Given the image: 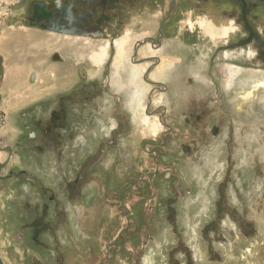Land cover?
Returning a JSON list of instances; mask_svg holds the SVG:
<instances>
[{
    "label": "rangeland",
    "instance_id": "1",
    "mask_svg": "<svg viewBox=\"0 0 264 264\" xmlns=\"http://www.w3.org/2000/svg\"><path fill=\"white\" fill-rule=\"evenodd\" d=\"M24 1L0 0V59L4 74L3 81L0 80V123L4 120V125H0V259L3 264H264V256L256 253L255 258L253 253L257 250L256 244H263L261 249L264 248V118L260 125L256 119L259 115L256 99L252 108H245L248 113L234 115L226 102L230 93L222 91L221 83L224 70L219 55L224 50L239 49L236 45L246 37L244 29L231 34L226 42L214 43L196 26L193 31L188 28L189 20L196 23L208 17L201 14L200 6L206 0H177L172 16L166 19L159 33L168 0L122 1L121 23L116 32L121 33L125 28L136 32L134 39L140 42L130 59L144 67L140 75L143 84L149 87L141 104L145 105L146 115L159 116L164 128V132L154 137L156 157L152 159L149 146L152 133L141 126L139 114L133 115L125 108L127 71L120 73L122 88L117 93L107 81L108 66L99 74L88 64L86 56L91 46L76 44L74 48L62 43L60 33L29 26ZM227 17L239 21L235 11ZM115 21L110 13L107 20H99V27L111 29ZM254 22L256 26L251 25L262 37L259 22ZM143 38L152 46L155 45L150 40L156 41L160 51L154 56L158 58H146ZM56 52L60 61L51 60ZM263 57L264 46L262 58L253 59L250 66L260 67L255 69L261 75L264 74ZM197 58H204L198 80L207 81L209 86L195 83L193 75L187 72L192 67L195 72L199 70L193 64ZM153 60L157 62L155 65H151ZM149 69L152 70L145 78ZM88 73L95 77L90 78ZM181 80L189 87V96L179 107L180 112L173 115L178 108L171 92L175 85L181 86ZM83 85L92 95L85 104H79L83 111L68 112L70 123L60 135L47 137L42 132L43 136L38 124L45 130L46 114L56 107L58 97ZM108 92L114 95V113L118 109L123 111L115 116L120 120L115 125L119 128L115 131L112 128L110 135L93 136L96 146L92 151L79 150L77 147L82 144L73 143L78 134L85 135L82 132L85 127L88 133L91 130L97 133L94 112L91 113L98 106L96 101L101 104ZM152 110L156 113H150ZM251 110L254 114L249 115ZM252 124L254 128L259 125L256 132L261 133L256 146L244 140ZM170 126L174 134H169ZM190 127L192 130H188ZM214 127L217 130L212 136ZM28 128L37 132L36 142L42 151L25 139ZM214 138L224 141L230 155L225 157L221 181L214 185L215 198L201 207L198 181L184 170L190 162L202 165V154ZM188 145H193V149L183 152L182 148ZM255 147L257 152L253 150ZM238 150H245L249 157L243 165L236 163L234 155ZM78 153H83L79 159ZM101 175L105 184L98 180ZM75 177H79L76 185ZM255 178L262 183V194L260 189V193H255ZM208 179L216 180V176ZM229 187L234 195L231 199ZM49 192L56 199L57 217L52 211L44 210L45 205L51 208ZM204 212L209 213L208 217ZM198 215H203L205 220L198 223L196 235L190 234L188 224H194ZM14 217L16 224L9 227L7 219L12 221ZM49 236L51 243L48 244L45 240ZM246 248L251 249V256L243 254Z\"/></svg>",
    "mask_w": 264,
    "mask_h": 264
},
{
    "label": "bare ground",
    "instance_id": "2",
    "mask_svg": "<svg viewBox=\"0 0 264 264\" xmlns=\"http://www.w3.org/2000/svg\"><path fill=\"white\" fill-rule=\"evenodd\" d=\"M29 1H31V0H29ZM170 1L171 0H168V2H167L166 14L168 13V7H169ZM176 1L177 0L174 1V4L176 3ZM174 4L172 7V11L169 14V17L167 18L168 20L173 14ZM200 6H201V14H204V16L208 15V17L207 18L202 17L201 20H199L196 23H193L189 20L188 21V26H189L188 28L190 31H193L191 29H193L194 26H196L198 29H200L203 32L204 37L210 39L212 42L215 43L218 40L226 42V40L229 38V36H231V34L235 33L238 30L244 29L243 26H241L235 20V18L227 17L234 11L239 13L238 7L233 5V4L228 3V0H206V1L202 2V4ZM27 11L29 14V10H27ZM132 14H134V13H132ZM165 16H167V15H165ZM251 18H253L255 21L259 22L261 32L263 33V36H264V18H262L261 14H259L257 17H253V16L249 15V11H248L246 14V21L249 22ZM163 22H165V21L163 20ZM163 24H160V28H159L160 30H161V27L163 26ZM244 31H245V34L247 36V31L246 30H244ZM51 33H54V32H51ZM135 33L136 32H134L130 28H125L121 33L117 34L114 37H111L110 34L108 32H106V33H104V36H95V37L73 36L74 34H62L61 33L62 35H60V38L62 39V43L65 45H71L73 47L76 44L77 45L80 44L83 47H85L87 45L91 46V51L87 50V52L89 53L86 56V59L88 60V64L90 65V67L93 70H95V72H98L99 74H100V72H103V70L106 66H108V71H109L108 72V82H109V84H111L112 90H115L117 93L120 92L121 88H122V85L120 88V83L122 80L121 79L122 71L123 70L127 71L126 76L128 79L127 80V87L128 88H127V99L125 102L126 103L125 107H127L128 111L131 114H133V115L139 114L140 119L142 121L141 126H142V124H143V126H146V128L148 130H150L152 135L157 137L162 132H164V128L162 127L163 124L160 121V119H158L159 117L157 115L153 116V117H149L148 115H146V113L144 112L145 105L141 104V101L143 99V94L149 88L147 85L143 84L142 79H141V75H140L144 71V67L136 65L134 63V61L132 59H130V55H131L132 51H134L136 44L140 42V40L134 39L136 36ZM258 34H259V32H258ZM259 36H260V34H259ZM147 38H151V37H147ZM260 38H261V36H260ZM106 39H109V40H106ZM144 39L145 38H143V45L146 44V47L144 49H147L146 52L148 53V56L146 58H154V57L158 58L154 55H156L160 51V48L158 46H152L151 43L146 42ZM246 46H247V48H245V49L241 48V47H246ZM237 48H239V49L228 50V51L224 50L219 55L220 62H222V68L224 70V72H223L224 78L221 81L222 91L226 92V93L227 92L230 93L226 102L228 104L229 109L234 113V115H239L240 113H242L245 110V108H251V105H252V102L254 101V99H256V101L260 102L258 100L260 98V96L262 97L261 99H263V100H261L262 101L261 103L264 104V76H263L264 74L261 75L259 73L261 71L255 69V68H260V67H258V66L250 67L253 64V62H252L253 59L257 58L258 56H262L263 50H259L256 47V45H254V42L248 43L246 45H242V46L237 47ZM113 53H114V55H113ZM57 54H58L57 52L54 53V56H59V54L58 55ZM237 57H239V59ZM55 58H59V59H56L57 61L61 60L60 56L55 57ZM241 58L246 60V62L244 63ZM159 61L161 63L162 59L161 60L159 59ZM163 61H165V60H163ZM202 62H204V58L202 60H200V58H197V60L195 62H193V64L194 65L197 64L198 65L197 67H199V70L197 72H195V68L192 67V68H189L187 70V72L190 75H193V79H194L195 83L199 82L201 84L203 83L204 85H208L207 81H204V80L199 81L200 79L198 80V78H201L198 75V72H200V70H201L200 69L201 68L200 63H202ZM160 63H159V65H160ZM242 64H244V65L247 64V66H244ZM261 68H263V67H261ZM161 69H162V73H163L164 70H163L162 66H161ZM162 73H161V75H162ZM88 75L90 76V78L95 77V76H91L89 73H88ZM34 77L35 76H31V78H34ZM162 77H163V75H162ZM175 77H177V76H175ZM117 81H120V82H117ZM180 83H181V86L175 85V87H173L172 92H171L174 99H176V101H175L176 106L181 104V101L184 100V96L187 94V91H189L188 90L189 87L184 85L182 80ZM172 86H174L173 83H172ZM210 91H211V89H210ZM197 92L203 93L202 90H198ZM168 98H169V96H168ZM171 101H172V99H171ZM99 105L102 108L110 107V102L108 101L107 96L104 98L102 104H99ZM140 108H141L142 112H140ZM178 110H180V109H178ZM109 111H110V109L107 112H109ZM95 117H97V116H95ZM99 118L102 119L103 122L109 126V123H108L109 116H106V117L102 116ZM244 118H246V117H244ZM102 120H99V122H98V124L100 125L99 129L104 130L105 125L102 124ZM2 124L4 125V122ZM112 125H113V123L111 122V126ZM256 129L257 128L256 127L254 128V125L251 126L248 133L245 134L244 140H247V142H249V141L256 142V140H257V142H259L258 137L260 136V133L259 132L257 133ZM224 130H226V129H224ZM91 132H93V131L91 130ZM78 135L76 138L77 143L79 142L80 139H83L82 138L83 136H81L80 134H78ZM202 149H203V147H202ZM236 153L237 154L234 156L236 157V160H237L236 163L237 164L241 163L243 165L246 163V160L249 159L248 155H246L245 152H243L241 150H238ZM202 155H203V162H202L201 166H197L196 164H192L190 162L188 165V168L185 169L184 172L185 171H186V173L191 172L190 176L196 177L198 184H199V187H200V191H199L200 194L198 193L199 203H200L201 207L202 206L204 207V205L208 204L209 200L211 202L212 199L215 198L214 196H215L216 188L214 185L217 183V181H219L221 179L222 174L224 173V167H225L224 162H225V157H226V151L224 150L223 141L222 140H216L215 138L212 139V141H210L209 147L206 148V151ZM261 156H262V154H261ZM199 157H200V155H199ZM262 158L264 160V156H262ZM215 176H216V180L213 179L214 181L213 180L209 181V179H208L209 177L215 178ZM254 180H255V184H254L255 185L254 186L255 193H260L262 191V183L257 178H255ZM229 188H231V187H229ZM259 189H260V192L258 191ZM203 193H204V195H203ZM210 194H212L211 197H210ZM228 194H229V199H231V197H234L232 188L230 190V193L228 192ZM247 197L250 198V192L247 194ZM190 201H193V199ZM11 207H13V206H11ZM4 209H6V207H4ZM202 210H203V208H202ZM205 211H206V209H205ZM3 215H5V214H3ZM204 215L206 217H208L209 213L204 212ZM198 216L199 217L197 220L194 221V224H192V225L188 224V226L190 227V234L194 233L196 235L197 234L196 229L198 227V223L205 220L203 218V215L202 216L198 215ZM188 220H189V218H188ZM7 222H8L9 227H14L16 220L14 222V221H11V219L10 220L7 219ZM165 237H167V234ZM19 251H21V250H19ZM245 253L247 255H250V256L252 255V251L250 248H246V250L244 251L243 254H245Z\"/></svg>",
    "mask_w": 264,
    "mask_h": 264
},
{
    "label": "flooded vegetation",
    "instance_id": "3",
    "mask_svg": "<svg viewBox=\"0 0 264 264\" xmlns=\"http://www.w3.org/2000/svg\"><path fill=\"white\" fill-rule=\"evenodd\" d=\"M122 1L123 0H50L51 3H49L48 1L46 2V0H31L30 2L25 0L24 2H26V6L28 7V10H29V15H28L29 17L27 18V23L29 24V26L35 27V28H37L41 31H44V32H54V33H58V34L59 33L60 34L61 33L62 34L70 33V34H74L73 36L95 37V36H104L102 33L103 32L105 33L107 31L112 33L113 36L119 34L116 31L119 28L120 23H121L120 22V14L122 13V9H123V7L121 5ZM258 2H263V0H228V3L233 4V5L238 7V10H239V13H238V20L239 21L238 22H240V24L243 26L244 30L247 31L246 38L242 39V42H239V43L246 44V42H247V44H248V43L254 42V45H256V47L259 50H263L264 36H262L260 38L258 32L255 31L254 26L251 25L252 23L253 24L255 23L254 22L255 20H253L252 22L246 21V14L248 11H249V15H251L253 17H257L259 15L255 11L257 8ZM40 5H44V9L46 10V12L50 13V17L48 18L49 20H47V18L39 12L38 7H40ZM74 9L76 11H74ZM110 13L112 15H114V18L116 20L114 22V25L112 26L111 29H107V30L102 29L101 30L99 27V20L100 21L107 20V16ZM94 16L96 17L95 19L93 18ZM34 17H38L39 19H34ZM106 23H108V22H106ZM256 24L257 23H255V26H256ZM104 26L110 27V24H108V25L104 24ZM114 29H116V30H114ZM253 33L255 35H253ZM150 41H152V43L154 42V45L156 46V41H154V39H152ZM55 57H59V56H53V58L51 60L59 59V58H55ZM261 58H262V56H261ZM263 59H264V57H263ZM254 62H255V60H254ZM151 63H152L151 65H155L157 62H156V60H153V61H151ZM152 69H149L147 71L146 75H144L145 78H146L147 74L149 73V71H151ZM1 77H4V74L2 75L1 59H0V80L2 79ZM107 81H108V78H107ZM1 84H2V82H1ZM218 84H219V80H218ZM88 89L89 88H86V85H83L78 90L73 89L70 92L66 93L65 95L59 96L57 99L56 107L49 110L48 113L46 114L47 119L44 120V124H46L45 130L41 127V124H38V131L41 132V134L43 136H44V134L42 132H44L45 136H47V137H51V135H58V133L60 135L61 132H64L67 129L68 123H70V115L68 112L69 111L80 112L79 110L83 111L82 107L79 104H82V105L85 104L88 101V96H92L89 93ZM73 91H75V92H73ZM105 94L110 101V107L102 108L99 105L100 102H98V100L96 101V105H98V106H96L97 108L95 109V111H92L91 114H93V112H94V118H93L94 121L93 122H94V126L97 129V133L95 134L94 131L93 132L90 131L88 133L87 127H85L82 131L83 134H85L82 137L83 139H80L78 143H77L76 139L74 141V143L76 145L82 144V147H80V148H79V146L77 147L79 150L84 149V152H85V151H88L90 149V151H92L93 146L94 147L96 146V144H95L96 142L93 139V136L103 137L104 135L109 134V131H111L112 128H113L112 131H115L117 128H119V125L117 127H115L116 123L118 124V122H120V120L118 118H115V116L117 114H121V112H123V111L119 112V109H118V112L114 113L115 107L113 106V103H112L113 102L112 96H114V95L110 94L109 92L105 93ZM186 96H189V95L186 94L184 96V100H185ZM184 100L181 101V105L179 104L176 108L179 109L180 106H183ZM261 102L262 101L257 102V103H259V106L257 105L258 108H256V109H258L257 113L260 116L258 115L257 118L256 117L255 118L257 119V121H259L261 123L260 125H263L262 119L264 118V104H262ZM71 107H73V108H71ZM75 107L77 108L76 110H74ZM69 108H71V109H69ZM251 108H252V106H251ZM109 109H110V111L107 112ZM178 109H176V111L173 112V115H176V113L180 112V110H178ZM180 109H181V107H180ZM145 110L147 111V109H145ZM126 111L128 112V110H126ZM84 112H85V110H84ZM113 113H114V115H113ZM150 113L154 114V113H156V111L152 110V112H150ZM245 113H248V112L246 111ZM252 114H254V111H252V110L249 111V115H252ZM126 115H127V113H126ZM154 115L156 116V114H154ZM154 115H152V116H154ZM95 116H97V117H95ZM102 116H105V117L109 116V120H108L109 126L106 125L103 122V120L99 118ZM127 117L131 118L130 115L129 116L127 115ZM252 117H254V116H252ZM251 119L252 118H249V120H251ZM99 120H102V124L105 125L104 130L99 129V126H100L98 124ZM131 121H132V123H134L133 120H131ZM3 122H4V120H3ZM111 122L113 123L112 126H111ZM34 124H35V126L37 125V123H34ZM0 125L2 126L1 123H0ZM263 127H264V125H263ZM170 128L173 129L171 126H170ZM249 128H250V126H249ZM256 128L259 129V125L256 126ZM28 129H29V132L27 133V136H25V139L29 142L30 145L37 146L38 151H42L43 150L42 147L38 146V144L36 142L38 140L37 132H35L34 130H30V128H28ZM171 129H169V134H171V133L174 134V129H173V131ZM188 130H192L191 127ZM216 130H217L216 127L212 128V130H211L212 136H213V134H216ZM167 136H168V134H167ZM154 137L155 136H153V138H152L153 141L149 143V146L151 147V150H152L151 152L153 153L151 155L152 159L154 157H156L155 151H156V145L157 144L155 143L156 138H154ZM238 138H240V137H238ZM215 139L220 140L221 138L220 139L215 138ZM74 143H73V145H74ZM248 143L249 144L252 143L253 145H255V142H252V141H249ZM192 146L193 145L185 146L182 148V151L185 153L190 152L191 149H193ZM142 147H143V145L141 146V148ZM30 149H27V150L31 151ZM34 150H36V147L34 148ZM224 150H226V148H224ZM253 150L257 152L256 147ZM243 151L245 152V150H243ZM229 152H230L229 149L226 150L227 156L230 155ZM79 155L81 156V155H83V153H78V156H77L78 159L80 157ZM148 156H150V155H148ZM126 159L128 160V156ZM49 160H51V159H49ZM47 161L48 160H46V161L44 160L45 163H47ZM78 180H79V177L74 178L75 185L78 183ZM98 180L102 184H105V182L103 181L104 178L102 177V175L99 176ZM261 194H262V192H261ZM108 195H110V193H108ZM48 197H49L48 199L51 200L50 201L51 202V208H50V205L49 206L45 205L44 210L46 213H48V211H52L53 214L55 215V217H57L59 214H58L57 208L55 206V200H56L55 196L53 193H50ZM52 212H51V214H52ZM69 215L72 216L73 212L70 211ZM15 220L16 219L14 217L12 219V221L15 222ZM15 224H16V222H15ZM35 224H38V221H35ZM50 238L51 237L49 236L45 240L48 244L51 243ZM255 246L257 248V250L253 252V253H255V258H256V253H258L259 256H264L263 255L264 254V251H263L264 248L261 249L263 247V244H256ZM253 261H254V263L256 262V260H254V259H253ZM260 262H262L261 258H260Z\"/></svg>",
    "mask_w": 264,
    "mask_h": 264
},
{
    "label": "water",
    "instance_id": "4",
    "mask_svg": "<svg viewBox=\"0 0 264 264\" xmlns=\"http://www.w3.org/2000/svg\"><path fill=\"white\" fill-rule=\"evenodd\" d=\"M174 1L175 0H171L170 2H169V7H168V13L166 14L167 16H165V20L164 21H166V19L169 17V14L171 13V11H172V7H173V4H174ZM243 6V5H242ZM39 8V12L43 15V16H45L46 18H47V20H49L48 18L50 17V13H48V12H46V10L44 9V5H40V7H38ZM256 13L257 14H261V16H262V18H264V0H263V2H258V4H257V8H256ZM38 12V13H39ZM34 19H39L38 17H34ZM164 22L162 21L161 22V24H163ZM159 33H160V29H159ZM66 34V33H65ZM67 34H70V33H67ZM253 35H255L254 33H253ZM258 40V39H257ZM242 45V43H240V44H238V45H236V47H240ZM0 264H3L2 263V261H1V259H0Z\"/></svg>",
    "mask_w": 264,
    "mask_h": 264
},
{
    "label": "crops",
    "instance_id": "5",
    "mask_svg": "<svg viewBox=\"0 0 264 264\" xmlns=\"http://www.w3.org/2000/svg\"><path fill=\"white\" fill-rule=\"evenodd\" d=\"M2 78V77H1ZM4 78V77H3ZM3 78H2V80H3Z\"/></svg>",
    "mask_w": 264,
    "mask_h": 264
}]
</instances>
